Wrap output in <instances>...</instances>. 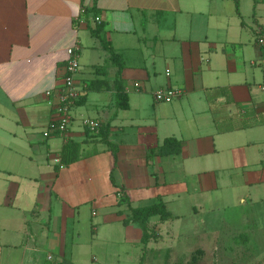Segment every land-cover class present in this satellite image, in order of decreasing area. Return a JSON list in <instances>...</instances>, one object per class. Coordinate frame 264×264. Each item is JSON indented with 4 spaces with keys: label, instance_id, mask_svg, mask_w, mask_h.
<instances>
[{
    "label": "crops",
    "instance_id": "obj_1",
    "mask_svg": "<svg viewBox=\"0 0 264 264\" xmlns=\"http://www.w3.org/2000/svg\"><path fill=\"white\" fill-rule=\"evenodd\" d=\"M248 1L239 15L229 0H0V264H103L118 226L120 243H142L143 231L128 236L121 189L133 208L162 198L180 218L218 197L264 202V0ZM71 48L74 124L48 138L47 92L62 85ZM162 88L183 95L157 103ZM84 118L105 136L86 134ZM169 138L182 150L161 156ZM70 141L84 158L57 171Z\"/></svg>",
    "mask_w": 264,
    "mask_h": 264
},
{
    "label": "rangeland",
    "instance_id": "obj_2",
    "mask_svg": "<svg viewBox=\"0 0 264 264\" xmlns=\"http://www.w3.org/2000/svg\"><path fill=\"white\" fill-rule=\"evenodd\" d=\"M228 3L236 9L233 0ZM239 4L247 13L250 2L239 0ZM239 20L249 21L247 17ZM211 206L210 211L192 214L187 204L181 218L172 216L168 221H161L159 216L151 218L148 242L144 243L143 238V244L135 240L138 229L143 231L138 223H133L128 234L135 241L126 246L119 241L124 228L115 227L117 234L112 238L118 242L109 249L115 258H104L102 263L139 264L138 256L142 254L140 264H264V202L248 201L243 205L236 196L221 200L218 197ZM119 207L125 209L126 219L132 217L127 203ZM91 222L90 218L76 222L82 239L88 238ZM83 249L88 251L85 246Z\"/></svg>",
    "mask_w": 264,
    "mask_h": 264
},
{
    "label": "built area",
    "instance_id": "obj_3",
    "mask_svg": "<svg viewBox=\"0 0 264 264\" xmlns=\"http://www.w3.org/2000/svg\"><path fill=\"white\" fill-rule=\"evenodd\" d=\"M85 9L82 10V14ZM97 22H101L100 17L96 18ZM257 43L264 47V30H260L257 35ZM77 48L68 50V63L65 68V75L62 79V85L56 89L47 92L49 105L53 110V117L48 130L45 132V137H64L71 133L74 124L73 108L80 98V91L76 85V75L80 69L79 55ZM168 74H170L168 72ZM264 91V86L262 87ZM183 92L175 88H162L154 93V100L157 103H172L176 99L181 98ZM81 127L85 132L97 134L101 129V123L98 120L84 118L81 122ZM59 168H64L61 160L57 159Z\"/></svg>",
    "mask_w": 264,
    "mask_h": 264
},
{
    "label": "trees",
    "instance_id": "obj_4",
    "mask_svg": "<svg viewBox=\"0 0 264 264\" xmlns=\"http://www.w3.org/2000/svg\"><path fill=\"white\" fill-rule=\"evenodd\" d=\"M234 1L236 3V11L240 15L239 0H234ZM85 14H88V10H85ZM121 71H122V65L120 64L119 71L117 73L118 81L116 83L117 99H118V105L120 107L127 108L128 98L125 92V86H124L123 81L119 80V78L121 77ZM102 132H103V129H100L97 134H92L90 132H86V134L90 135V137L105 136V135H101ZM181 150H182L181 142L175 138H169L165 140L164 144L159 148L158 153L161 156H168V155L178 154L181 152ZM153 153H155V151H152V155ZM60 156H61L62 165L66 167L76 162L81 161L84 158L83 144L74 142V141L68 142L64 146ZM58 169H59V166L56 167L57 171ZM112 182L114 183L115 186H117L113 173H112ZM123 192H124L123 189H121L117 193L119 197L118 206H121L122 204L127 203L128 206L130 207V210L132 211V217L130 219H125L124 224L129 225L130 223H138V225L141 227V229L144 232V237H143L144 243H147L148 242L147 232L149 231L148 226H149V222L151 218L159 216L161 221H168L169 219H171L172 215L168 211L166 204L164 203L162 198H158V200L152 205L133 208L131 204L129 203L128 198L123 195L124 194Z\"/></svg>",
    "mask_w": 264,
    "mask_h": 264
}]
</instances>
